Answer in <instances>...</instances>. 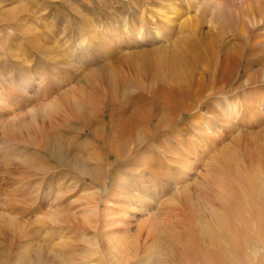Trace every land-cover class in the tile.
Listing matches in <instances>:
<instances>
[{"label": "rangeland", "instance_id": "1", "mask_svg": "<svg viewBox=\"0 0 264 264\" xmlns=\"http://www.w3.org/2000/svg\"><path fill=\"white\" fill-rule=\"evenodd\" d=\"M209 1L0 0V264H111L112 254L119 264H264L262 21H242V46L252 38L261 52L232 74L236 88L213 97L210 110L196 113L199 123L175 138L161 137L148 150L145 142L126 156L134 165L119 168L115 185H90L70 169L37 170L45 157L35 132L49 127L66 100L100 87L102 76L117 85L144 77L154 67L151 51L175 42L198 68L237 45L233 25L221 29ZM16 116L20 140L4 135ZM100 146L71 143L70 153L103 155ZM138 164L145 169L130 172ZM158 164L173 174L169 182L153 172ZM122 174L132 182L120 184ZM51 176L59 180L50 183ZM129 191L128 210L114 204ZM95 201L98 209L89 211ZM55 209L70 219L45 220Z\"/></svg>", "mask_w": 264, "mask_h": 264}, {"label": "bare ground", "instance_id": "2", "mask_svg": "<svg viewBox=\"0 0 264 264\" xmlns=\"http://www.w3.org/2000/svg\"><path fill=\"white\" fill-rule=\"evenodd\" d=\"M209 2L211 7L208 11L218 12L219 18L222 19L221 29L226 23L233 25L239 40L237 45L221 50L210 64L198 68L192 64V58L183 47L175 42L172 48L163 45L151 51L155 56L154 67L150 68L151 70H148L144 77L135 75L134 80L130 77H122L117 85L112 76H102L99 80L100 87L92 86L91 92H88L84 98L85 101L73 97L70 99L75 100L70 103L66 100L63 110L50 121L49 127L39 128L35 132L33 141L39 149L38 154L45 157L39 159L37 170L48 171L50 174L60 170L73 171L81 180L85 182L89 180L90 185L101 184L107 190L109 181L112 185L118 181L116 179L119 168L123 165L131 167L134 165L132 160L124 161L126 156L129 154L135 156L141 151V146L145 142L146 145L150 142H158L161 137H170V135L175 138V135L178 136L180 130H185L186 126L199 123L196 120V113L203 108L210 110L212 104L209 101L213 97L226 95L236 88L229 83L232 74L241 73L243 68L252 66L250 58L255 59L261 52L256 50L257 46L254 45L256 40H251L252 38L244 41L246 44L242 46V32L245 31V29L242 31V21L244 22L246 17L252 25L264 22V18H261L264 15V0ZM236 24H240V28H237ZM141 33L140 31L136 33L138 41L143 39ZM156 35L161 34L158 32ZM261 36L263 37L264 34ZM260 64L259 71L264 76V62ZM137 91L140 92L136 93ZM53 104L55 105L54 101H49L46 106ZM95 119L98 120L97 124ZM18 120L19 116L11 118L7 123L9 129L5 130V136L20 140L18 136V138L13 136ZM73 120L80 121V126L72 125ZM64 127H71L73 133L63 132ZM172 127H180V129L172 131ZM66 137H70L71 140ZM70 142L80 148L97 147L103 142L106 153L101 155L90 152L88 156H84L77 153L75 148L72 154ZM160 148H166V144H160ZM144 149L150 148L147 145ZM138 165H135L134 171L130 172L138 174L145 169H141L142 164L139 165L140 167ZM157 167L153 171L155 175L169 182L173 176L170 170L159 164ZM104 169L106 175L103 177ZM127 175L122 174L118 177L120 184L132 182L127 180ZM58 180L57 177L51 176L49 181L52 183ZM131 195L132 192H127L124 196H120L123 201H116L114 204L128 210L130 208L128 200H131ZM95 202L89 211L98 209V201ZM11 209L15 207L8 205L7 210ZM44 219L57 225L69 220L70 216L65 211L55 209L48 212ZM95 247L94 253L101 250L99 240L95 242ZM111 264H119V261L115 262L113 254Z\"/></svg>", "mask_w": 264, "mask_h": 264}]
</instances>
